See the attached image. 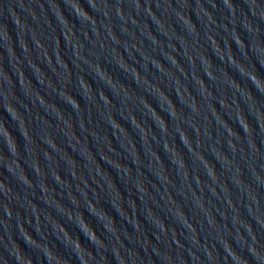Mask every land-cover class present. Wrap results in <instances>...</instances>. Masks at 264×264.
I'll return each mask as SVG.
<instances>
[{
  "label": "water",
  "instance_id": "1",
  "mask_svg": "<svg viewBox=\"0 0 264 264\" xmlns=\"http://www.w3.org/2000/svg\"><path fill=\"white\" fill-rule=\"evenodd\" d=\"M0 264H264V0H0Z\"/></svg>",
  "mask_w": 264,
  "mask_h": 264
}]
</instances>
